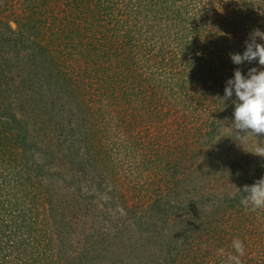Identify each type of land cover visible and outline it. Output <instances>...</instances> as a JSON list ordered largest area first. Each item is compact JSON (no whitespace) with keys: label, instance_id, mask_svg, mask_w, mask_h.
Returning <instances> with one entry per match:
<instances>
[{"label":"rangeland","instance_id":"1","mask_svg":"<svg viewBox=\"0 0 264 264\" xmlns=\"http://www.w3.org/2000/svg\"><path fill=\"white\" fill-rule=\"evenodd\" d=\"M257 29L264 0H0V264H264V135L219 100Z\"/></svg>","mask_w":264,"mask_h":264},{"label":"clouds","instance_id":"2","mask_svg":"<svg viewBox=\"0 0 264 264\" xmlns=\"http://www.w3.org/2000/svg\"><path fill=\"white\" fill-rule=\"evenodd\" d=\"M257 38L264 41V32L254 30L245 42L246 48L243 54H230L232 62L236 65L252 63L258 60L261 70L250 68L247 76L243 75L239 68L234 70L233 78L226 82L224 96L219 98L224 101L235 95L234 120L231 126L237 140L241 143L246 137L264 135V43H257ZM255 155L264 157V141L258 142ZM237 190L244 195L240 203L251 211L264 210V177H261L252 185H245ZM206 247V246H205ZM232 252H229L224 264H242L241 258L245 255L244 243L237 237L231 244ZM224 249L218 250L224 255Z\"/></svg>","mask_w":264,"mask_h":264},{"label":"trees","instance_id":"3","mask_svg":"<svg viewBox=\"0 0 264 264\" xmlns=\"http://www.w3.org/2000/svg\"><path fill=\"white\" fill-rule=\"evenodd\" d=\"M89 0H76V3H79V6H80V8L83 6V5H85V3L86 2H88ZM103 2V1H102ZM176 15V14H175ZM190 20H188V22H189ZM198 26H196V28H197ZM208 29L209 28H206L205 30L208 32ZM201 27L199 28V32H200V34L199 35H201ZM200 44H201V40H199L198 41ZM201 49V48H200ZM126 59V58H125ZM124 58H122V60L124 61L125 60ZM131 79V77H129L128 78V80H130ZM34 231H36V230H30L28 233H32V232H34ZM32 237H34L35 238V235H33ZM23 240V239H22ZM9 242H11V241H9ZM18 243V242H17ZM21 244L23 245L24 243L21 241L20 242V246H21ZM13 250H15V247L12 245L11 246V252L13 251ZM4 251H6V249L4 248V246L3 247H0V255L1 256H4L5 254H3L4 253ZM8 254V253H7Z\"/></svg>","mask_w":264,"mask_h":264}]
</instances>
